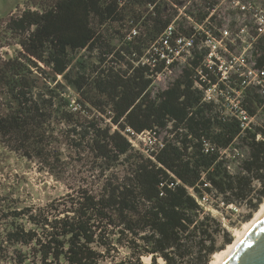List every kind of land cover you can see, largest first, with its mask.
Returning <instances> with one entry per match:
<instances>
[{"label":"trees","instance_id":"obj_1","mask_svg":"<svg viewBox=\"0 0 264 264\" xmlns=\"http://www.w3.org/2000/svg\"><path fill=\"white\" fill-rule=\"evenodd\" d=\"M195 1L198 9L216 0ZM182 3L28 0L0 23V50L13 51L0 52V147L56 180L71 161L89 173L72 197L41 207L0 197V264H209L236 230L201 204L245 207L244 223L258 210L263 98L243 90L241 107L254 120L245 128L202 102L195 83L198 69L206 75L204 53L195 49L154 91L165 63L151 48ZM175 29L193 34L182 18ZM144 132L150 147L135 149L127 136Z\"/></svg>","mask_w":264,"mask_h":264},{"label":"built area","instance_id":"obj_2","mask_svg":"<svg viewBox=\"0 0 264 264\" xmlns=\"http://www.w3.org/2000/svg\"><path fill=\"white\" fill-rule=\"evenodd\" d=\"M181 1V6H173L176 17L151 48L165 63L164 70L154 77V91L166 87L167 84L157 87L165 75H171L175 70L180 72L192 58L193 49L203 52L201 67L206 75L198 69L200 82L195 83L202 94V102L224 110V115L237 119L242 128L247 127L254 120L241 107L243 90L252 88L264 101V0H216L210 8L198 6V9L196 1ZM224 4L229 7L222 11ZM200 11L207 13L202 21L193 17ZM248 16L252 20L247 19ZM180 18L192 29L191 37L176 31L175 22ZM195 40L198 41L196 45ZM144 135L149 136L148 140L152 136L144 132L136 137ZM260 139V136L256 137V140Z\"/></svg>","mask_w":264,"mask_h":264},{"label":"rangeland","instance_id":"obj_3","mask_svg":"<svg viewBox=\"0 0 264 264\" xmlns=\"http://www.w3.org/2000/svg\"><path fill=\"white\" fill-rule=\"evenodd\" d=\"M27 1L0 0V23L6 21L9 15L22 11ZM228 7V4H224L222 11ZM225 17L227 18V16ZM247 19L252 20V17L248 16ZM0 29H2L1 26ZM6 40L9 41V39ZM14 48L17 49L18 47L14 46ZM0 52H6L8 55L13 54L12 48H4ZM177 73L178 71L175 70L171 75H165L161 82L157 84V87L160 88L166 85ZM68 92L73 95L71 91ZM162 137L163 135H160L158 140L160 141ZM148 138V135L140 138L136 137L135 139L127 137L135 149L150 147ZM64 152L67 153L66 151ZM70 163L72 167H69L67 172L59 175L60 180H56L48 174L40 172L39 165L36 162H28L18 155L0 147V197L12 194V198L17 199L23 205L36 207L44 206L49 202L57 201L67 196L72 197L77 188L81 186L82 178L87 180L89 173L87 172V168L75 167V163L72 161ZM235 166L233 164L231 169H235ZM212 204H201V206L212 218L220 222L222 227L230 235H232L233 229L237 232L244 223L242 222V218L247 214V209L245 207H239L237 209H231V207L224 208L221 204H219L218 209L214 207V204H217L214 200ZM220 242L221 239L218 237L217 244H220ZM211 259L212 257L210 261ZM142 261L144 264L150 263L145 258H142Z\"/></svg>","mask_w":264,"mask_h":264},{"label":"water","instance_id":"obj_4","mask_svg":"<svg viewBox=\"0 0 264 264\" xmlns=\"http://www.w3.org/2000/svg\"><path fill=\"white\" fill-rule=\"evenodd\" d=\"M221 264H264V213Z\"/></svg>","mask_w":264,"mask_h":264},{"label":"bare ground","instance_id":"obj_5","mask_svg":"<svg viewBox=\"0 0 264 264\" xmlns=\"http://www.w3.org/2000/svg\"><path fill=\"white\" fill-rule=\"evenodd\" d=\"M264 213V199L262 203L260 204L258 210L254 213L253 217L250 221L243 223L240 229L235 232L234 239L230 245L226 247L224 252L222 253H215L212 255V259L209 262V264H221V262L225 259V257L228 255V253L238 244L242 241V239L246 236V234L249 232V230L252 228V226L255 224V222L258 220V218ZM145 258V257H144ZM149 261V257L145 258ZM159 264H164L161 259H158Z\"/></svg>","mask_w":264,"mask_h":264}]
</instances>
